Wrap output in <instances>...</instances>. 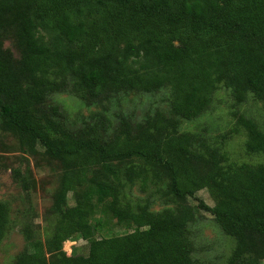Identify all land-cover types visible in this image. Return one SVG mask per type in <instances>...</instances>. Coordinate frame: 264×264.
Returning <instances> with one entry per match:
<instances>
[{"label": "trees", "instance_id": "1", "mask_svg": "<svg viewBox=\"0 0 264 264\" xmlns=\"http://www.w3.org/2000/svg\"><path fill=\"white\" fill-rule=\"evenodd\" d=\"M4 39L12 40L17 57ZM220 84L237 103L249 93L264 101V0H0V115L64 167L53 234L44 242L28 238L15 264H196L184 228L199 208L234 238L228 264H262L264 161L229 162L212 171L209 146L194 149L193 135L178 129L181 118L209 108ZM163 86L170 90L172 115L155 110L134 125L122 118L123 133L109 141L74 137L38 109L55 92L98 102L119 91ZM59 111L57 104L50 108L52 115ZM237 123L246 132L245 149L264 153V129L244 116ZM132 128L148 136L131 137ZM126 159L143 165L124 168L123 180L113 162ZM101 169L111 177L102 178ZM162 178L163 196L179 208L151 211L121 203L124 182L138 180L145 188ZM84 184V193L68 206L67 195ZM204 187L213 205L186 203ZM93 197L108 199L105 211L125 233L95 236L103 223L89 220ZM8 215L0 200V239ZM76 233L88 241L86 256L62 250Z\"/></svg>", "mask_w": 264, "mask_h": 264}, {"label": "rangeland", "instance_id": "2", "mask_svg": "<svg viewBox=\"0 0 264 264\" xmlns=\"http://www.w3.org/2000/svg\"><path fill=\"white\" fill-rule=\"evenodd\" d=\"M3 46L17 57L12 40L4 39ZM169 101L170 90L167 86L150 92L119 91L98 102L81 100L68 91H61L50 94L38 109L61 121L65 130L74 137L96 136L102 141H109L123 133L122 118L134 125L142 122L147 115H152L155 110L171 116ZM54 104L59 107L58 115L50 112ZM238 116L250 118L264 129V101L249 93L244 101L237 103L230 90L220 84L212 93L209 108L198 117L181 118L178 129L193 135L194 149H201L203 143L209 146L212 171L218 165L229 162L264 161V153H250L245 149L246 132L237 123ZM129 136L147 137L148 132L132 128ZM189 158L191 164L196 165L192 154ZM131 163L143 165L141 159L113 162L118 176L123 180L124 168ZM63 171L64 167L58 159L48 156L38 142L32 144L25 141L0 115V200L7 204L9 213L6 229L0 239V264H15L16 256L27 247L28 238L44 242L53 234L60 215L54 203ZM106 174L111 177L101 169L99 175L108 179ZM162 179L157 185L148 182L145 188L140 186L138 180L132 184L124 182L119 188L121 203H128L133 209L139 205L146 206L151 211L179 208V203L163 196L161 191L167 179ZM85 189L86 184L77 187V194L70 192L66 204H75L76 196L82 195ZM199 199L208 205L214 203L206 187L188 197L186 203L195 207ZM92 201L95 207L89 220L93 223L99 219L103 223L95 233L96 237L127 231L123 225L116 223L108 210L105 211L108 199L98 201L93 197ZM184 234L191 241V256L196 264H228L234 238L222 230L210 212L199 208L195 219L185 226ZM62 250L67 254L86 256L89 244L76 233L62 242ZM46 256L49 259V253Z\"/></svg>", "mask_w": 264, "mask_h": 264}]
</instances>
